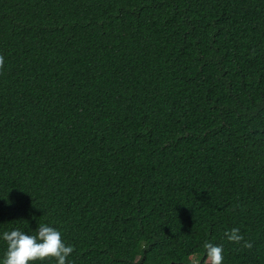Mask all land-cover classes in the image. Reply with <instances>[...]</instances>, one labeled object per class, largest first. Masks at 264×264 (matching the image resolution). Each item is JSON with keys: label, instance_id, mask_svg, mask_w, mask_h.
<instances>
[{"label": "trees", "instance_id": "obj_1", "mask_svg": "<svg viewBox=\"0 0 264 264\" xmlns=\"http://www.w3.org/2000/svg\"><path fill=\"white\" fill-rule=\"evenodd\" d=\"M0 56V232L264 264V0H0Z\"/></svg>", "mask_w": 264, "mask_h": 264}, {"label": "clouds", "instance_id": "obj_2", "mask_svg": "<svg viewBox=\"0 0 264 264\" xmlns=\"http://www.w3.org/2000/svg\"><path fill=\"white\" fill-rule=\"evenodd\" d=\"M3 57L0 56V64ZM225 238L229 242L241 244L244 248H251L252 241L245 240L238 227L225 230ZM0 241L6 245L3 255H0V264H35L52 258L55 264H74L69 259L73 252V245L65 243L62 233L48 223L36 226L34 234L14 227L0 232ZM204 260L206 264H223L224 250L222 244L213 243L211 240L203 243ZM193 264H197L193 261Z\"/></svg>", "mask_w": 264, "mask_h": 264}, {"label": "water", "instance_id": "obj_3", "mask_svg": "<svg viewBox=\"0 0 264 264\" xmlns=\"http://www.w3.org/2000/svg\"><path fill=\"white\" fill-rule=\"evenodd\" d=\"M203 263V261H201V264ZM175 264H179V263H175Z\"/></svg>", "mask_w": 264, "mask_h": 264}]
</instances>
